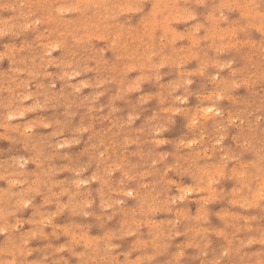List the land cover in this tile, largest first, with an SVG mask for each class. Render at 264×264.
<instances>
[{"label":"rangeland","instance_id":"374dc122","mask_svg":"<svg viewBox=\"0 0 264 264\" xmlns=\"http://www.w3.org/2000/svg\"><path fill=\"white\" fill-rule=\"evenodd\" d=\"M133 1L125 0L130 9L120 0H0V260L79 264L97 259L98 242L108 240L115 247L103 258L115 264H264L256 147L264 129V5L149 0L141 11ZM45 95L64 100L43 106ZM174 96L181 100L173 107ZM161 113L168 130L157 142H179L200 123L205 146L197 154L207 152L208 165L168 173L176 187L153 200L135 174L148 186L159 179L148 174L144 141L147 121ZM223 121L231 127L217 142ZM93 133L118 160L110 176L88 166ZM105 186L110 198L102 201Z\"/></svg>","mask_w":264,"mask_h":264},{"label":"clouds","instance_id":"9594fccd","mask_svg":"<svg viewBox=\"0 0 264 264\" xmlns=\"http://www.w3.org/2000/svg\"><path fill=\"white\" fill-rule=\"evenodd\" d=\"M149 2V0H134L135 6L139 8L141 11L144 6ZM120 3H125V6H128L125 0H120ZM120 3H116L112 5L113 8H119ZM260 4L264 5V0H260ZM255 7V5H252ZM155 7V4L153 5ZM4 33L0 31V35ZM67 84V81H65ZM54 87V85H53ZM51 91V89H49ZM74 92H79V88H73ZM64 98L62 96L57 95H45V99L43 100V106L55 105L63 102ZM95 98H93L90 103L94 102ZM181 100L180 97H173V107L175 106V101ZM22 108V101H21ZM17 111L23 115L24 112L32 111V108L23 109L20 111V108ZM168 114L161 113L159 117H157L154 121H147V127L145 128V134L148 137V140L144 141L145 144H148V152L145 154L148 157L150 162V170L149 175L156 176L159 175V179L151 185H144L143 180L140 178L139 173L135 174V178L137 183L140 185V189H143L148 197L155 200L159 197L164 196L166 193L171 192L173 187H176L169 179L168 173L172 172L176 175H185V174H195L196 171L199 170L201 166H207L208 161L204 159V156L207 155V152H204L203 155L197 154V148H204V144L201 143L203 140V132L201 131V124L198 123L195 127L189 125L190 135L185 139L176 141H164L160 140L157 142L158 133H163L168 129L164 126L167 122ZM259 120V118H258ZM127 123H131V121H126ZM202 123V122H201ZM53 125H56V122L53 121ZM231 125L227 121H223L216 129L215 140L217 142H222L227 138V132ZM61 131L59 127H56V132L52 135L58 134ZM83 129H81V132ZM82 138L81 135H77V138L74 139L73 143H78L79 139ZM199 138V139H197ZM95 141L94 143L89 144V148L85 150L84 155L87 157L88 166L92 164L102 165L103 170L106 176H110L108 169L111 168L115 170V164L118 163V160H113L111 156L108 155V148L111 145L105 143L104 138L96 137L93 133L89 136V141ZM247 143V141H245ZM169 146L168 151L162 150L164 145ZM63 143L60 144V147H63ZM49 147L55 148L56 145L49 144ZM215 144H211L210 150L215 151ZM258 148L259 160L264 167V129L261 130L260 141L256 146ZM104 149L101 151V149ZM89 152L92 154L90 155ZM95 153H99V155H95ZM220 164L226 163L225 159H221L219 161ZM140 189H137V193H139ZM111 189L105 186L104 194L100 196V199L103 201L109 197ZM125 195H132L131 192H126ZM147 203V200L145 201ZM87 215L88 213H84ZM264 243V241H262ZM97 259L94 261L92 259H81L79 264H115V262L111 259H105L103 257H107L111 255V249L115 247L111 241L101 240L97 244ZM87 251V250H86ZM0 264H5L3 260H0ZM121 264H127V261H122Z\"/></svg>","mask_w":264,"mask_h":264},{"label":"bare ground","instance_id":"6f19581e","mask_svg":"<svg viewBox=\"0 0 264 264\" xmlns=\"http://www.w3.org/2000/svg\"><path fill=\"white\" fill-rule=\"evenodd\" d=\"M81 1H82V0H81ZM100 1H101V0H100ZM27 2H28V1H27ZM55 2H56V1H55ZM75 2H76V1H75ZM87 2H89V1H87ZM33 3H34V2H33ZM96 3H97V2H96ZM102 3H103V1H102ZM156 3H157V2H156ZM5 4H6V3H5ZM21 4H22V3H21ZM21 4H20V5H21ZM77 4H78V3H77ZM81 4H82V2H81ZM133 4H134V1H133ZM154 4H155V2H154ZM158 4H159V3H158ZM189 4H190V3H189ZM8 5H10V4H8ZM68 5H69V4H68ZM123 5H124V4H123ZM159 5H160V4H159ZM11 6H12V5H11ZM59 6H60V5H59ZM75 6H76V5H75ZM80 6H81V5H80ZM95 6H97V5H95ZM19 7H20V6H19ZM103 7H104V6H103ZM121 7H122V6H121ZM121 7H120V8H121ZM125 7H126V6H125ZM128 7H130V6L128 5ZM165 7H166V6H165ZM171 7H172V6H171ZM1 8H2V6H1ZM59 8H60V7H59ZM70 8H72V6H71ZM79 8H80V7H79ZM104 8H105V7H104ZM176 8H177V7H176ZM176 8H175V9H176ZM238 8H239V7H238ZM17 9H18V7H17ZM56 9H57V8H56ZM61 9H62V8H61ZM66 9H68V8H66ZM116 9H117V8H116ZM121 9H122V8H121ZM123 9H124V8H123ZM123 9H122V10H123ZM126 9H127V8H126ZM130 9H132V7H130ZM177 9H179V8H177ZM20 10H21V9H20ZM62 10H63V9H62ZM78 10H79V9H78ZM86 10H87V9H86ZM106 10H107V9H105V11H106ZM108 10H109V9H108ZM180 10H181V9H180ZM30 11H31V10H30ZM58 11H59V10H58ZM64 11H65V10H64ZM79 11H82V10H79ZM119 11H120V10H119ZM124 11H125V10H124ZM127 12H128V10H127ZM28 13H29V12H28ZM58 13H59V12H58ZM84 13H85V12H83V14H84ZM105 13H108V12H105ZM118 13H119V12H118ZM118 13H117V14H118ZM121 13H122V11H121ZM179 13H180V12H179ZM83 14H82V16H83ZM117 14H116V15H117ZM182 14H183V13H182ZM32 15H33V14H32ZM107 15H108V14H107ZM107 15H106V16H107ZM220 16H221V15H220ZM246 16H247V15H246ZM30 17H31V16H30ZM55 17H56V16H55ZM84 17H85V15H84ZM117 17H118V16H117ZM150 17H151V16H150ZM1 19H2V18H1ZM11 19H13V18L11 17L10 20H11ZM60 19H61V18H60ZM84 19H85V18H84ZM104 19H105V15H104ZM104 19H103V20H104ZM212 19H213V18H212ZM4 20H5V19H4ZM6 20L8 21V19H6ZM65 20H66V19H65ZM106 20H107V19H106ZM235 20H236V19H235ZM35 21H36V20H35ZM37 21H38V20H37ZM31 22H32V21H31ZM212 22H213V21H212ZM144 23H145V20H144ZM144 23H143V25H144ZM21 24H22V23H21ZM27 24H28V23H27ZM36 24H37V23H36ZM58 24H59V23H58ZM92 24H93V23H92ZM98 24H99V23H98ZM119 24H120V23H119ZM194 24H195V23H194ZM32 25H33V24H32ZM86 25H87V24H86ZM86 25H85V26H86ZM170 25H171V24H170ZM195 25H196V24H195ZM18 26H19V25H18ZM20 26H22V25H20ZM23 26H24V23H23ZM198 26H199V25H198ZM10 28H11V27H10ZM23 28H24V27H23ZM88 28H89V27H88ZM194 29H195V28H194ZM7 30H8V29H7ZM26 30H27V29H26ZM72 30H73V29H72ZM77 30H78V29H77ZM215 30H216V29H215ZM228 30H229V29H228ZM21 31H22V30H21ZM90 31H91V30H90ZM197 31H198V30H197ZM207 31H208V30H207ZM220 31H221V30H220ZM229 31H230V30H229ZM213 32H214V31H213ZM213 32L211 33L212 35L214 34ZM8 33H9V32H8ZM58 33H59V32H58ZM70 33H71V31H70ZM84 33H85V32H84ZM193 33H194V32H193ZM222 33H223V32H222ZM240 33H241V32H240ZM66 34H67V33H66ZM102 34H103V32H102ZM3 35H4V34H3ZM15 35H16V34H15ZM81 35H84V34H81ZM97 35H99V34H97ZM148 35H149V34H148ZM207 35H208V34H207ZM99 36H100V35H99ZM117 36H118V35H117ZM222 36H223V35H222ZM35 37H36V36H35ZM60 37H61V36H60ZM96 37H97V36H96ZM151 37H152V36H151ZM10 38H11V37H10ZM37 38H38V37H37ZM210 38H213V37L211 36ZM106 39H107V38H106ZM221 39H222V38H221ZM104 40H105V39H104ZM114 40H115V38H114L112 41H114ZM191 40H192V39H191ZM130 41H131V40H130ZM160 41H161V40H160ZM212 41H213V40H212ZM23 42H24V41H23ZM51 42L53 43L54 41H51ZM58 42H59V41H58ZM195 42H196V41H195ZM237 42H238V41H237ZM244 42H245V41H244ZM47 43H48V42H47ZM47 43H45V44H47ZM60 43H61V42H60ZM60 43H59V44H60ZM129 43H130V42H129ZM136 43H137V42H136ZM115 44H116V43H115ZM124 44H125V43H124ZM54 45H55V44H54ZM103 45H104V44H103ZM14 46H15V45H14ZM182 46H183V45H182ZM28 47H29V46H28ZM54 47H55V46H54ZM54 47H52V48H54ZM56 48H57V47H56ZM16 49H17V47H16ZM262 49H263V48H262ZM74 51H75V50H74ZM220 51H221V50H220ZM129 52H130V51H129ZM155 52H156V51H155ZM155 52H154V53H155ZM121 53H122V52H121ZM149 54H152V53H149ZM183 54H184V53H183ZM91 55H92V54H91ZM132 55H133V53H132ZM147 55H148V54H147ZM240 55H241V54H240ZM8 56H9V55H8ZM241 56H242V55H241ZM116 57H117V56H116ZM162 57H163V56H162ZM181 57H182V56H181ZM254 57H255V56H254ZM83 58H84V57H83ZM95 58H96V57H95ZM95 58H94V59H95ZM150 58H151V57H150ZM252 58H253V57H252ZM0 59H1V58H0ZM44 59H45V58H44ZM44 59H43V60H44ZM48 59H49V58H48ZM247 60H248V59H247ZM250 60H251V59H250ZM50 61H51V60H50ZM106 61H107V60H106ZM207 61H208V60H207ZM221 61H222V60H221ZM203 62H204V61H203ZM215 62H217L216 59H215ZM67 63H68V62H67ZM67 63H66V64H67ZM70 63H71V62H70ZM101 64H102V63H101ZM153 64H155V63H153ZM42 67H43V66H42ZM251 67H252V66H251ZM86 68H87V67H86ZM15 71H16V70H15ZM15 71H14V72H15ZM191 71H192V70H191ZM196 71H199V69L196 70ZM231 71H232V70H231ZM19 72H21V71H19ZM67 73H68V72H67ZM76 73H77V72H76ZM180 74H181V72H180ZM209 74H210V73H209ZM232 74H233V73H232ZM232 74H231V75H232ZM2 75H3V74H2ZM262 75H264V74H262ZM260 76H261V74H260ZM106 78H107V77H106ZM221 78H222V77H221ZM187 79H188V78H187ZM222 79H223V78H222ZM87 80H88V79H87ZM217 80H218V79H217ZM220 80H221V79H220ZM254 80H255V79H254ZM66 81H67V80H66ZM231 81H232V80H231ZM49 82H50V81H49ZM51 82H52V81H51ZM62 82H63V81H62ZM68 82H69V81H68ZM220 82H221V81H220ZM233 82H234V81H233ZM89 83H90V82H89ZM172 83H173V82H172ZM68 84H69V83H68ZM170 84H171V83H170ZM244 84H245V83H244ZM52 85H53V84H52ZM218 85H219V84H218ZM172 86H173V85H172ZM174 86H175V85H174ZM40 87H41V86H40ZM73 87H74V86H73ZM73 87H72V88H73ZM173 88H174V87H173ZM262 90H263V89H262ZM220 92H221V91H220ZM220 92H219V93H220ZM209 93H210L209 95L212 94L211 91H210ZM224 94H225V93H224ZM27 95H28V94H27ZM209 95H208V97H209ZM61 96H62V95H61ZM70 96H71V95H70ZM209 98H211V97H209ZM218 98H219V96H218ZM23 100H25V99H23ZM184 100H185V99H184ZM210 100H211V99H210ZM254 100H255V99H254ZM195 101H196V100H195ZM245 101H246V100H245ZM182 102H183V101H182ZM196 102H197V101H196ZM79 103H80V102H79ZM89 103H90V102H89ZM197 107H198V106H197ZM180 108H181V107H180ZM184 108H185V107H184ZM186 108H187V107H186ZM186 108H185V109H186ZM201 108H202V107H201ZM204 108H205V107H204ZM204 108H203V109H204ZM210 108H211V107H210ZM175 109H176V111H177V108H175ZM195 109H196V107H195ZM206 109H209V108L206 107ZM206 109H204V110H206ZM215 109H217V108H215ZM222 109H223V108H222ZM251 109H252V107H251ZM167 110H168V109H167ZM169 110H170V109H169ZM171 110H172V109H171ZM180 110H181V109H180ZM180 110H179V111H180ZM201 110H202V109H201ZM212 110H213V109H212ZM218 110H219V109H218ZM56 111H57V110H56ZM155 111H156V110H155ZM202 111H203V110H202ZM213 111H214V110H213ZM215 111H217V110H215ZM219 111H220V110H219ZM239 111H241V110H239ZM108 112H109V111H108ZM173 112H174V110H173ZM199 112H200V111H199ZM203 112H205V111H203ZM203 112L201 113V114H202L201 116H205V115L207 116V114H205V113L208 112V111L206 110V112H205L204 114H203ZM55 113H56V112H55ZM194 113H196V112H194ZM211 113H213V112H211ZM214 113H215V112H214ZM62 114H63V113H62ZM198 114H199V113H198ZM223 114H224V113H223ZM230 114H232V113H230ZM214 115H216V114H213V115H210V116L213 117ZM217 115H218V114H217ZM67 116H68V115H67ZM101 116H102V115H101ZM194 116H196V115H194ZM206 116H205V118H206ZM208 116H209V113H208ZM219 116H220V115H219ZM189 117H190V116H189ZM196 117H197V116H196ZM203 118H204V117H203ZM233 118H234V117H233ZM192 119H193V118H192ZM197 119H198V118H196V120H197ZM229 119H230V118H229ZM56 120H57V119H56ZM83 120H84V119H83ZM194 120H195V118H194ZM5 121H6V120H5ZM233 121H234V120H233ZM256 121H257V120H256ZM34 122H35V121H34ZM188 122H189V121H188ZM193 122H194V121H193ZM231 122H232V121H231ZM24 123H25V122H24ZM26 123H27V122H26ZM6 125H7V124H6ZM187 125H189V124H187ZM194 125H195V124H194ZM95 126H96V125H95ZM119 127H120V126H119ZM208 127H209V126H208ZM235 128H236V127H235ZM202 129H203V128H202ZM111 130H112V129H111ZM94 131H95V130H94ZM255 131H256V130H255ZM257 131H258V130H257ZM97 132H98V131H97ZM66 133H67V131H66ZM255 133H256V132H255ZM22 135H23V134H22ZM116 135H117V134H116ZM244 139H245V138H244ZM51 140H52V139H51ZM62 140H63V139H62ZM206 140H207V139H206ZM238 140H240V139H238ZM178 141H179V140H178ZM242 142H243V141H242ZM40 143H41V142H40ZM247 143H249V142H247ZM38 145H39V144H38ZM218 146H219V145H218ZM205 148H206V147H205ZM60 149H61V148H60ZM215 149H216V148H215ZM217 150H219V149H217ZM166 151H167V150H166ZM205 151H206V150H205ZM115 153H116V152H115ZM197 153H198V152H197ZM199 153H200V152H199ZM226 154H227V153H226ZM200 155H201V154H200ZM229 155H230V154H229ZM222 156H223V154H222ZM222 156H221V157H222ZM223 158H224V157H223ZM68 159H69V158H68ZM70 161H71V160H70ZM26 162H27V161H26ZM122 164H123V163H122ZM126 164H127V163H126ZM241 164H242V163H241ZM56 166H57V165H56ZM120 167H121V166H120ZM243 168H244V167H243ZM109 169H110V168H109ZM136 169H137V168H136ZM246 169H247V168H246ZM86 170H87V169H86ZM112 171H113V170H112ZM21 172H22V171H21ZM82 172H83V171H82ZM143 172H144V171H143ZM109 173H110V172H109ZM220 173H221V172H220ZM71 174H72V173H71ZM218 174H219V173H218ZM47 175H48V174H47ZM237 175H239V173H238ZM105 177H106V176H105ZM92 179H93V178H92ZM121 179H122V178H121ZM209 179H211V178H209ZM9 180H10V179H9ZM98 180H99V179H98ZM172 180H173V179H172ZM77 181H78V180H77ZM104 181H105V180H104ZM51 182H52V181H51ZM209 182H210V181H209ZM15 183H16V182H15ZM77 183H78V182H77ZM106 183H107V181H106ZM193 183H194V182H193ZM51 184H52V183H51ZM259 184H260V183H259ZM11 185H12V184H11ZM259 186H260V185H259ZM76 187H77V186H76ZM111 187H112V186H111ZM183 187H184V186H183ZM183 187H182V188H183ZM187 187H188V186H187ZM257 187H258V186H257ZM29 188H30V187H29ZM178 188H179V187H178ZM192 189H193V188H192ZM192 189H191V190H192ZM130 190H131V189H130ZM128 191H129V190H128ZM92 192H93V191H92ZM129 192H130V191H129ZM35 193H36V192H35ZM37 193H38V192H37ZM77 193H78V191H77ZM131 193H132V192H131ZM238 193H239V192H238ZM238 193H237V194H238ZM30 195H31V194H30ZM60 195H61V194H60ZM146 196H147V195H146ZM185 196H186V195H185ZM185 196H184V197H185ZM204 197H205V196H204ZM204 197H203V198H204ZM241 199H242V198H241ZM47 200H48V198H47ZM185 200H186V199H185ZM185 200H184V201H185ZM242 200H243V199H242ZM21 201H22V200H21ZM21 201H20V202H21ZM174 201H175V200H174ZM88 202H89V200H88ZM50 203H51V202H50ZM175 204H176V203H175ZM118 205H119V204H118ZM120 205H121V204H120ZM37 206H38V205H37ZM92 208H93V207H92ZM226 208H227V207H226ZM231 208H232V207H231ZM177 210H178V209H177ZM115 211H116V210H115ZM219 211H220V210H219ZM176 212H177V211H176ZM224 212H225V211H224ZM74 213H75V212H74ZM194 213H195V212H194ZM11 214H12V213H11ZM108 214H109V213H108ZM72 215H73V214H72ZM180 215H181V214H180ZM216 215H217V214H216ZM181 216H182V215H181ZM99 217H100V216H99ZM120 218H121V217H120ZM1 219H2V218H1ZM176 220H177V219H176ZM53 221H54V220H53ZM155 221H156V220H155ZM147 222H148V221H147ZM149 223H150V222H149ZM53 225H54V224H53ZM14 226H16V225H14ZM193 227H194V226H193ZM3 228H4V227H3ZM6 228H8V227H6ZM33 230H34V229H33ZM191 230H192V229H191ZM198 230H199V229H198ZM4 231H5V230H4ZM4 231H3V232H4ZM11 231H12V230H11ZM28 231H29V230H28ZM83 231H84V230H83ZM30 232H31V231H30ZM20 236H21V235H20ZM83 236H84V235H83ZM73 240H74V237H73ZM70 241H71V240H70ZM70 243H71V242H70ZM180 243H181V242H180ZM72 244H73V243H72ZM115 244H116V243H115ZM148 244H149V243H148ZM58 248H59V247H58ZM197 248H198V247H197ZM20 249H23V248H20ZM179 250H180V249H179ZM179 250H178V251H179ZM196 250H197V249H196ZM146 251H147V250H146ZM223 252H224V251H223ZM168 254H169V253H168ZM79 255H80V254H79ZM82 255H83V254H82ZM169 255H170V254H169ZM136 258H137V257H136ZM43 259H44V258H43ZM63 259H64V258H63ZM169 259H170V258H169ZM65 260H66V259H65ZM65 263H66V262H65ZM10 264H11V263H10ZM58 264H60V262H59Z\"/></svg>","mask_w":264,"mask_h":264},{"label":"snow or ice","instance_id":"6c2138e0","mask_svg":"<svg viewBox=\"0 0 264 264\" xmlns=\"http://www.w3.org/2000/svg\"><path fill=\"white\" fill-rule=\"evenodd\" d=\"M209 111H211V109H209Z\"/></svg>","mask_w":264,"mask_h":264}]
</instances>
